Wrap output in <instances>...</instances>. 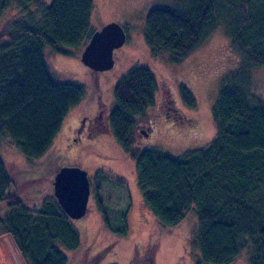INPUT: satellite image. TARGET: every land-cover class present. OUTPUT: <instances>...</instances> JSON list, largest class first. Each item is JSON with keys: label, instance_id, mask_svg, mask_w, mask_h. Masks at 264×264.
I'll return each instance as SVG.
<instances>
[{"label": "trees", "instance_id": "obj_1", "mask_svg": "<svg viewBox=\"0 0 264 264\" xmlns=\"http://www.w3.org/2000/svg\"><path fill=\"white\" fill-rule=\"evenodd\" d=\"M10 8L19 18L0 31V144L9 140L31 163L49 153L65 117L84 97L80 84L53 78L44 50L71 56L84 48L94 32L92 0H0V16ZM218 26L239 64L220 79L211 109L215 134L206 147L176 158L134 147L136 119L154 104L157 90L146 66L130 67L115 83L108 132L134 160L137 188L160 226L174 227L189 211L195 214V264H229L245 250L248 264H264V102L250 91L253 68L264 66V0H176L147 13L143 38L177 63ZM178 90L184 105L195 107L190 90L184 84ZM105 174L92 175L91 193L104 227L120 239L127 215L110 228L97 184ZM14 186L0 154L1 232L24 264H70L64 249L76 253L81 243L71 219L53 195L35 196L38 201L29 204L10 192Z\"/></svg>", "mask_w": 264, "mask_h": 264}, {"label": "rangeland", "instance_id": "obj_2", "mask_svg": "<svg viewBox=\"0 0 264 264\" xmlns=\"http://www.w3.org/2000/svg\"><path fill=\"white\" fill-rule=\"evenodd\" d=\"M175 1L92 0V30H99L109 22L118 23L125 30L126 41L113 52V67L96 72L81 62L83 49L64 56L46 48L44 57L53 78L80 84L84 97L79 105L70 109L51 150L40 160L28 163L9 140H1L0 154L15 178V186L10 192L17 191L29 204L38 201L35 196L53 195L52 181L58 165L80 166L87 171L89 180L99 170L108 175L107 179L97 183L99 195L111 229L118 226L123 214L127 215L126 236L118 239L104 227L93 193H90L85 216L71 219L81 243L76 253L64 249L70 264H195L197 259V252L191 247L197 227L195 214L189 211L171 228L156 222L137 188L135 162L116 145L108 132L107 122V115L114 105L115 83L130 67L146 66L155 76L157 90L154 104L136 119L134 147L157 148L176 158L185 151L206 147L214 137L211 109L220 79L237 68L239 57L231 49L222 26L216 27L200 47L177 63L171 62L166 54L148 48L143 38L147 13L156 7L171 8ZM18 16L19 12L15 13L12 8L4 12L0 16V31ZM180 84L193 94L195 107L189 108L182 102L178 90ZM250 91L264 102V66L253 68ZM96 110L101 111L103 126L98 141L70 146L72 129L78 120L83 115L92 116ZM45 163L50 165L49 168L44 166ZM0 264H24L10 236L1 230ZM229 264H248L247 251L241 252Z\"/></svg>", "mask_w": 264, "mask_h": 264}, {"label": "water", "instance_id": "obj_3", "mask_svg": "<svg viewBox=\"0 0 264 264\" xmlns=\"http://www.w3.org/2000/svg\"><path fill=\"white\" fill-rule=\"evenodd\" d=\"M126 41L123 27L115 22L94 31L84 46L80 60L93 71H105L113 67V52ZM53 196L70 219H80L88 209L91 187L87 171L80 166H62L54 174Z\"/></svg>", "mask_w": 264, "mask_h": 264}, {"label": "flooded vegetation", "instance_id": "obj_4", "mask_svg": "<svg viewBox=\"0 0 264 264\" xmlns=\"http://www.w3.org/2000/svg\"><path fill=\"white\" fill-rule=\"evenodd\" d=\"M96 113V114H95ZM102 114L101 111H95L92 116L83 115L77 125L72 129L70 136V146L76 143L78 145H84L86 143L92 144L98 141V137L103 132L102 126ZM91 141V142H90Z\"/></svg>", "mask_w": 264, "mask_h": 264}]
</instances>
